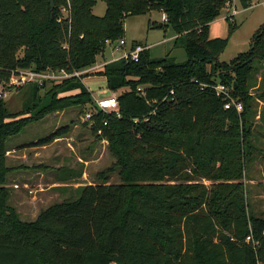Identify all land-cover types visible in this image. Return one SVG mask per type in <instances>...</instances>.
<instances>
[{"label":"trees","instance_id":"obj_1","mask_svg":"<svg viewBox=\"0 0 264 264\" xmlns=\"http://www.w3.org/2000/svg\"><path fill=\"white\" fill-rule=\"evenodd\" d=\"M102 1L105 12L97 16L95 0H0V79L18 67L92 65L107 40L123 39L127 16L151 10L166 15L153 26H170L186 58L152 56L145 47L137 59L105 61L95 74L116 92L119 114L95 107L82 81L87 72L48 86L25 83L20 115L0 95V264H264V215L249 208L241 181L254 148L249 89L264 97V22L248 48L225 61L219 55L238 24L225 17V37H210L209 24L228 0ZM61 5L69 7L65 16ZM217 82L228 97L216 94ZM230 98L242 109L224 107ZM87 103L92 112L84 122L107 140L115 161L34 219L21 218L8 202L7 137L52 110L76 105L85 113ZM115 168L119 181L109 182Z\"/></svg>","mask_w":264,"mask_h":264},{"label":"rangeland","instance_id":"obj_2","mask_svg":"<svg viewBox=\"0 0 264 264\" xmlns=\"http://www.w3.org/2000/svg\"><path fill=\"white\" fill-rule=\"evenodd\" d=\"M105 8V3L102 0H95L92 13L102 16ZM234 11H236L235 14H233ZM161 14L157 10H151L148 13L130 15L124 19L123 40L126 41L125 45L117 48V41L107 43L103 49V55L97 54L96 62L89 65L94 66L87 71L89 75L82 76L84 84L89 87L90 91L92 89L93 96H100L105 93L101 91L107 89L105 77L95 74V71L105 61L123 55L124 50L128 48L132 41L150 43L149 52L152 56L170 54L177 61L186 58L184 48L174 45V37L171 36L174 35V31L170 26L165 29L153 26V23H164L160 19ZM225 17H232L238 24V27L232 32L225 48L219 55L220 60L228 61L238 52L248 48L251 35L264 22V0H250V5L246 8L239 5L238 0H228L227 4L225 2L219 15L209 24L210 37L227 36L228 24ZM95 64L100 65L95 66ZM59 80L61 79L46 78L44 79V83L48 86ZM29 91L30 87L28 84L6 87L3 97L8 109L12 112H18V115L23 114V102L28 96ZM43 91L44 88H41L39 93L42 94ZM257 91H260V89L255 87L249 89V94L251 95L250 101H252L250 110L255 112L252 123L253 134L250 136V142L254 148H252V156L250 155V158L246 161L244 176L241 178V181L247 193L249 208L258 215H264V97L258 96ZM109 92L111 91L106 90V93ZM237 101L243 105L241 100ZM91 106L87 103L84 110H90ZM84 118V112H81L79 106L76 105L52 110L45 113L41 118L27 123L19 133L8 136L6 143L16 144L22 141H31L33 138L40 139L46 137L49 135V130L53 124H58V127H65V131L56 136L58 140L54 144L62 149L64 159H57L55 161L48 159L46 162L35 164L33 168L30 167L28 170H40L44 173L43 178L46 179L50 174L57 176L67 175L75 168L80 170V173L77 176L75 175L72 181L78 183L71 182L69 186L75 187L78 184L92 183L97 180V172L110 166L115 161V157L108 150L107 140L96 136L90 130V126L84 122ZM52 140L54 138L48 142ZM72 142L74 144L73 147L70 144ZM6 162L10 164L8 160ZM47 163L48 165H46ZM79 163H82L81 168H78ZM19 169L20 171L18 172L20 173L27 171V169ZM14 175L15 171L13 170L7 173L8 202L14 205L21 218L27 220L34 219L35 215L33 213L36 212V208L33 207V204L28 201H25V205L22 206L18 204L21 198L16 196L18 194L12 190L11 185L7 184L12 176L15 177ZM108 180L109 182L119 181L117 168L109 174ZM203 181L205 183L210 182L208 179H203ZM50 190H45L48 196H45V201L38 205V211L53 201H59L74 194V192L68 191L51 193ZM25 193H27L25 194L26 196L31 195L32 191L28 190ZM15 205L19 206V208Z\"/></svg>","mask_w":264,"mask_h":264},{"label":"crops","instance_id":"obj_3","mask_svg":"<svg viewBox=\"0 0 264 264\" xmlns=\"http://www.w3.org/2000/svg\"><path fill=\"white\" fill-rule=\"evenodd\" d=\"M171 36L175 37V34ZM140 42L150 49V45H151L150 43H145L142 41ZM87 88L89 89L88 86ZM106 90L103 89L101 92L106 93ZM57 127L58 124H53L51 126V129L49 130L50 132L49 134L53 133L57 129ZM37 140L38 138H33L31 141H22L16 144L6 143L7 146L6 160L10 161V164H8L9 166L12 167L10 170L15 171V175H14L15 177L12 176L7 184H9V186L11 185L12 190H14L18 194L16 196L21 198L18 204H20L21 206L25 205L24 203L25 201L31 202L33 204V207L36 208V212L33 213L35 216L38 212L37 209L38 205L45 201V196H48L45 193V190L51 189L50 190L51 193L64 192V191L74 192V187L69 186V183L71 182L78 183L72 181V179H74L75 174L77 176L80 173V170L73 168V171L71 173L72 176L68 178H66L67 176L65 177V176H57L55 174H50V176H47L46 179H44L43 178L44 173L42 171L28 170V168L30 167L33 168L35 164L46 162L48 159L52 161H55L57 159H62V160L64 159L62 154V149L59 148L57 145H54L56 143L55 141L58 140L56 136L54 137V140L50 142L35 144ZM70 144L72 147L74 146L73 142ZM46 165H48V163ZM81 167H82V163H79L78 168ZM19 168L27 169V171L25 173H20L18 172L20 171ZM28 190L32 191V194L26 196L25 194L27 193L25 192H27ZM23 196L24 198H22ZM17 207L19 208V206Z\"/></svg>","mask_w":264,"mask_h":264},{"label":"built area","instance_id":"obj_4","mask_svg":"<svg viewBox=\"0 0 264 264\" xmlns=\"http://www.w3.org/2000/svg\"><path fill=\"white\" fill-rule=\"evenodd\" d=\"M68 3V0H67ZM228 1L226 2V4ZM68 8L66 5H61L60 14L61 16H65L68 13ZM236 11L233 12L235 14ZM59 18L58 20H60ZM161 19L163 21H166V15L164 13L161 14ZM111 41L107 40V43H110ZM126 41L123 39H120L116 43V47L120 48L124 46ZM146 46L143 45L141 42H137L134 45L131 43L129 44L128 48L124 50L122 56H131L133 59L138 58V53L140 50L145 48ZM100 64H95V66H98ZM94 66L84 67L81 69H71L66 70L64 67H60L57 69L47 68L43 70H36L32 67H18L15 69H12L9 73V76L7 79H0V95L3 96L5 93L6 87L9 86H17L22 85L27 82H37V83H44V79L46 78H57V79H63L71 76H80L82 73L89 71ZM216 94L223 95L224 97L229 96L228 88L224 83L217 82L213 85ZM94 104L95 107H98L102 110L109 111V110H115L117 114L119 112L117 111V96L115 91H111L109 93H103L100 96H94ZM234 105L237 110H241L242 105L239 101L234 100L230 98L229 100L225 101L224 107H229L230 105ZM91 110H87L84 115L86 118L90 117ZM106 123V121H104ZM100 131V130H99ZM247 241L250 240V235H247L245 238Z\"/></svg>","mask_w":264,"mask_h":264}]
</instances>
